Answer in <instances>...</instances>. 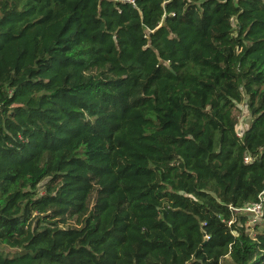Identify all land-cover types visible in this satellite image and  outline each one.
I'll list each match as a JSON object with an SVG mask.
<instances>
[{
	"label": "trees",
	"instance_id": "16d2710c",
	"mask_svg": "<svg viewBox=\"0 0 264 264\" xmlns=\"http://www.w3.org/2000/svg\"><path fill=\"white\" fill-rule=\"evenodd\" d=\"M263 191L264 0H0V264H264Z\"/></svg>",
	"mask_w": 264,
	"mask_h": 264
},
{
	"label": "rangeland",
	"instance_id": "374dc122",
	"mask_svg": "<svg viewBox=\"0 0 264 264\" xmlns=\"http://www.w3.org/2000/svg\"><path fill=\"white\" fill-rule=\"evenodd\" d=\"M238 107L239 108H238V113H237V115H238L237 132H238L239 136L240 135L242 136L243 132L250 125L251 116L247 110L246 103L240 104ZM248 219L250 220V224H251V228L248 229V232H249V234L254 236L256 228L258 227V229H260L264 225V212H263L262 216H259L258 218L248 216Z\"/></svg>",
	"mask_w": 264,
	"mask_h": 264
},
{
	"label": "built area",
	"instance_id": "2783aa9c",
	"mask_svg": "<svg viewBox=\"0 0 264 264\" xmlns=\"http://www.w3.org/2000/svg\"><path fill=\"white\" fill-rule=\"evenodd\" d=\"M241 137V135H240ZM254 161V159L250 156L245 157V162L249 163ZM235 212L244 214L247 219L249 217H255L258 218L259 216H262L264 212V191L259 195V198L256 202L246 204L242 208H235ZM261 220V219H260ZM248 225L249 229L251 228L250 220L248 219ZM251 235V234H250ZM253 236V235H251Z\"/></svg>",
	"mask_w": 264,
	"mask_h": 264
}]
</instances>
